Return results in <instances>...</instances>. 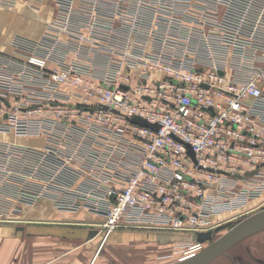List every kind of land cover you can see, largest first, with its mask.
Returning a JSON list of instances; mask_svg holds the SVG:
<instances>
[{"label":"built area","instance_id":"built-area-1","mask_svg":"<svg viewBox=\"0 0 264 264\" xmlns=\"http://www.w3.org/2000/svg\"><path fill=\"white\" fill-rule=\"evenodd\" d=\"M61 41L74 62L52 65ZM11 46L24 60L0 55V133L43 144L0 138V218L47 199L100 214L104 237L193 234L264 193V0H78L55 6L42 40Z\"/></svg>","mask_w":264,"mask_h":264},{"label":"crops","instance_id":"crops-1","mask_svg":"<svg viewBox=\"0 0 264 264\" xmlns=\"http://www.w3.org/2000/svg\"><path fill=\"white\" fill-rule=\"evenodd\" d=\"M226 1L220 0L221 9ZM77 3L78 0H43L36 7L23 2H18L10 8L0 7V55L5 61L10 60L14 64L24 60V54L18 53L11 46L12 39L19 36L32 41L42 40L46 23L55 14V6H74ZM34 29H37L35 33ZM152 50L153 46L148 43L147 51ZM41 51L37 52L43 54ZM75 54L66 41H61L54 46L50 62L52 65L58 61L72 63ZM198 56L196 67L203 65L200 60L206 61L202 51ZM96 62H100L101 68L105 65L102 59L93 57L90 66H94ZM138 70L139 67L136 66L133 71L138 73ZM152 74L154 77L158 75ZM5 136L34 142L27 145L43 144V137L40 136L31 138L14 136L11 132L0 133L1 139L15 141L4 139ZM263 197L264 193L258 198L248 200L241 211L223 212L212 216L213 234L227 219L241 213L248 216L260 210L259 204ZM13 219L12 224H0V264H96L102 250L110 252V255L130 249H134L136 253L160 251L161 255H168L176 250V244L189 241L192 234L133 226L113 231L100 246L103 236L99 228L104 221L103 216L79 205L57 207L47 199L23 206L19 213L13 215ZM107 263V259L102 261V264ZM206 264H264V229L233 244Z\"/></svg>","mask_w":264,"mask_h":264},{"label":"water","instance_id":"water-1","mask_svg":"<svg viewBox=\"0 0 264 264\" xmlns=\"http://www.w3.org/2000/svg\"><path fill=\"white\" fill-rule=\"evenodd\" d=\"M129 121L140 126L150 127L154 130L159 127L157 123H150L137 115L130 117ZM185 146L188 154L195 161L194 153L190 145L185 144ZM262 229H264V208H261L241 219L217 238H213L212 230L199 231L191 234L190 240L203 244L205 243L204 246L197 252L171 264H206L210 260L224 253L233 244ZM111 233L106 237H104L105 233H102L103 237L100 246Z\"/></svg>","mask_w":264,"mask_h":264},{"label":"rangeland","instance_id":"rangeland-1","mask_svg":"<svg viewBox=\"0 0 264 264\" xmlns=\"http://www.w3.org/2000/svg\"><path fill=\"white\" fill-rule=\"evenodd\" d=\"M37 29L33 30V33H35ZM4 139H15V142L23 143V144H34L32 141L22 140L21 138H9L7 136L3 137ZM259 207H264V197L261 200ZM23 206L19 208L21 210ZM16 209V208H15ZM20 211H17L16 213H19ZM246 214V213H245ZM244 213L241 215H237L235 217H231L227 219L225 222H223L220 227L217 229V231L213 234V238H217L221 233H224L227 229L232 227L234 224H236L240 219H242L244 216H246ZM15 219V218H14ZM13 217H1L0 218V224H12L14 222ZM205 244V243H204ZM139 254H142L141 256ZM184 256L183 253L174 250V252H171V254L168 255H161L160 251L156 252H140L136 253L134 252V249H130L128 251H121V252H115L114 255H110V252H106V250H102L99 255L98 259L96 260V264H102L103 260L107 259V264H171L173 262H176L180 259H182Z\"/></svg>","mask_w":264,"mask_h":264}]
</instances>
